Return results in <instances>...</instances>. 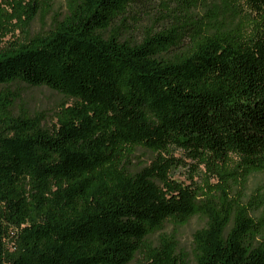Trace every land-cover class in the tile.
Wrapping results in <instances>:
<instances>
[{"label":"trees","instance_id":"obj_1","mask_svg":"<svg viewBox=\"0 0 264 264\" xmlns=\"http://www.w3.org/2000/svg\"><path fill=\"white\" fill-rule=\"evenodd\" d=\"M140 1L66 0L45 34L0 50V264H264L229 185L199 200L172 178L183 160L164 156L264 167V0H244L247 28L184 21L123 38ZM45 2L9 5L31 21ZM15 84L58 93L56 124L18 107ZM136 146L156 155L133 171L123 150ZM195 215L190 255L157 233Z\"/></svg>","mask_w":264,"mask_h":264},{"label":"rangeland","instance_id":"obj_2","mask_svg":"<svg viewBox=\"0 0 264 264\" xmlns=\"http://www.w3.org/2000/svg\"><path fill=\"white\" fill-rule=\"evenodd\" d=\"M13 0H0V50L10 45L8 40L28 42L35 35H43L49 29L54 16L61 15L66 9V0H46L42 10L31 20L25 16L17 17L9 3ZM27 3L28 0H19ZM42 2V0H41ZM49 8L48 11H45ZM189 10L187 16L184 10ZM254 14L244 0H142L135 2L126 13L125 25L121 29L122 37L140 40L147 28L160 30L173 23L187 21L192 26H223L231 29L247 28ZM20 91L17 106L29 114H37L46 127L56 124V116L61 113L63 98L46 87H30L15 84ZM155 153L136 146L125 147L123 157L129 169L136 171L150 164ZM164 156H173L183 160L172 172V178L185 186H191L199 200L205 198L215 188L229 185L230 197L234 203L245 206L250 215L258 222L261 235L264 236V167L250 170L240 163L234 155L217 163L215 169L192 160L178 149L169 148ZM205 224V218L195 215L181 224L167 222L158 234H171L178 249L190 255L193 248L192 234ZM154 234V237L157 235ZM191 261V256H189ZM192 264V263H191Z\"/></svg>","mask_w":264,"mask_h":264}]
</instances>
